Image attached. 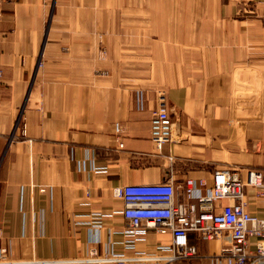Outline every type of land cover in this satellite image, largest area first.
I'll return each instance as SVG.
<instances>
[{"label":"crops","instance_id":"1","mask_svg":"<svg viewBox=\"0 0 264 264\" xmlns=\"http://www.w3.org/2000/svg\"><path fill=\"white\" fill-rule=\"evenodd\" d=\"M161 92L172 134L156 150ZM216 170L264 172V0H1L0 264L121 251L114 189L210 186ZM259 192L244 190L251 254ZM170 240L151 231L144 246ZM191 241L200 264H223L220 240Z\"/></svg>","mask_w":264,"mask_h":264},{"label":"built area","instance_id":"2","mask_svg":"<svg viewBox=\"0 0 264 264\" xmlns=\"http://www.w3.org/2000/svg\"><path fill=\"white\" fill-rule=\"evenodd\" d=\"M1 3V0H0ZM117 144L121 129L115 128ZM172 120L166 96L159 94L156 109L151 114L149 139L156 148L171 141ZM247 187L264 191L261 170L212 173L211 185L202 179H186L179 190L169 180L155 184L126 185L113 190L119 200L124 220L121 251L98 254L90 248L82 264H176L201 260L191 239L220 240L217 255L223 264H264V252L249 253V238L259 236L257 218L246 210L244 190ZM178 191L180 195H178ZM179 197L183 200H177ZM99 224L101 217L92 216ZM99 226V225H98ZM170 234L168 243L144 246L149 232ZM143 245V246H141ZM4 259V252H0ZM192 264V263H191Z\"/></svg>","mask_w":264,"mask_h":264},{"label":"rangeland","instance_id":"3","mask_svg":"<svg viewBox=\"0 0 264 264\" xmlns=\"http://www.w3.org/2000/svg\"><path fill=\"white\" fill-rule=\"evenodd\" d=\"M101 58H102V60H104L105 59V53L104 52H102V54H101ZM41 65H40V62L37 64V67H40ZM160 94H163L164 96H165V94L164 93H160ZM116 126H118V129H121L120 128V126L118 125V124H115L114 125V134H115V136H116V132H115V128H116ZM202 261L201 260H196V261H193V262H191L192 264H200Z\"/></svg>","mask_w":264,"mask_h":264},{"label":"trees","instance_id":"4","mask_svg":"<svg viewBox=\"0 0 264 264\" xmlns=\"http://www.w3.org/2000/svg\"><path fill=\"white\" fill-rule=\"evenodd\" d=\"M176 264H191V263H186V262H177Z\"/></svg>","mask_w":264,"mask_h":264}]
</instances>
